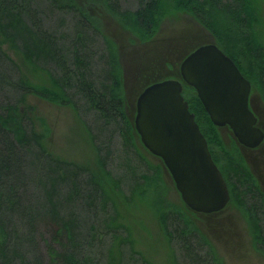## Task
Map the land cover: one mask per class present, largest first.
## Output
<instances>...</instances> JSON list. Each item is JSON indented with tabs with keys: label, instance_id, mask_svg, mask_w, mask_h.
<instances>
[{
	"label": "trees",
	"instance_id": "obj_1",
	"mask_svg": "<svg viewBox=\"0 0 264 264\" xmlns=\"http://www.w3.org/2000/svg\"><path fill=\"white\" fill-rule=\"evenodd\" d=\"M89 1L105 7L144 40L156 35L165 18L188 13L215 35L216 45L242 71L239 60L252 61L254 71L264 83V46L256 30L260 18L255 0H132L134 10L122 7L128 0ZM89 1L42 0L41 5L39 0H0V264H83L78 244L86 238L80 228L84 232L81 226H88V220L94 219H101L102 229L113 234L110 264H121L119 247L130 244L129 230L118 223L116 203L106 188L108 181L111 192L128 200L121 187L124 181L106 169L110 151L105 159H99L101 176L69 162L55 166L57 161L44 148L31 112L23 110L27 97L71 107L78 116L94 115L101 123L97 132L88 122L83 123L97 153L102 149L99 138L109 128L119 134L124 150L117 157L118 163L125 173L124 179L131 183L132 195L143 196L159 183L156 168L148 166L151 175L137 174L146 161L138 149L139 135L125 112L120 94L118 53L90 16ZM50 15L61 17L54 29L47 26ZM6 48L44 73L48 85L29 81ZM242 52L249 58H242ZM183 95L227 182L231 202L245 212L256 246L264 255V194L241 159L223 149L218 128L196 91L184 85ZM221 152L226 153L228 173L219 164L217 153ZM37 187L39 193L33 194ZM73 205L82 207L86 220L80 223ZM47 213L57 218L50 220V231L44 234L36 222L49 217L44 215ZM159 221L172 252V264H180L178 255H183V264H221L212 246L181 211L164 210ZM42 243L48 250L47 256L42 252ZM141 261L150 264L142 256Z\"/></svg>",
	"mask_w": 264,
	"mask_h": 264
},
{
	"label": "rangeland",
	"instance_id": "obj_2",
	"mask_svg": "<svg viewBox=\"0 0 264 264\" xmlns=\"http://www.w3.org/2000/svg\"><path fill=\"white\" fill-rule=\"evenodd\" d=\"M39 1L42 2V0ZM128 1L122 7L130 10L136 9L135 3L132 0ZM255 2L260 18L256 30L259 40L264 46V0H255ZM86 3L88 4V2ZM87 7L90 9V16L95 19L99 28L112 41L117 50L120 62V94L124 99L125 112L132 122L136 117L137 100L150 84L169 79L181 80L182 62L199 47L218 43L215 35L188 13L179 12L165 18L156 35L152 39L144 40L131 32L119 17L111 14L99 3L89 1ZM60 18V15H50L47 18V26L54 29L56 24H60ZM6 51L9 57L19 65L23 75L29 81L33 84L48 85L49 79L44 73L37 71L21 55L8 48ZM242 55V58H249L244 52ZM239 62L243 70L254 81L260 80L258 72L254 71L252 61L241 59ZM258 93L261 95L262 104L260 103L261 106L255 104V109L260 118V126L264 129V92ZM23 110L31 112L29 114L33 123L35 122L36 131L43 137L44 148L53 156L54 160L59 162H54L57 167H61L62 163L69 162L101 176L99 159H105L106 152L110 151L111 156L109 159L107 158L106 169L116 179L124 181L121 187L128 197V200H125L122 195L111 192L110 184L108 181L106 182L108 184L106 188L110 190L117 206L118 223L125 226L130 234V244L119 247L117 255L121 264H146L141 261V256L150 264H172V252L159 221L160 214L169 209L181 211L184 214L186 221L196 228L212 246L221 264H264V255L256 246L253 231L243 209L237 203L231 202L223 212L215 215H201L190 211L184 204L163 161L145 149L141 144L140 136L137 142L138 149L146 162L145 164L142 162V168L138 170L137 174L151 175L152 171L149 170V167L152 170L156 168L159 173L158 185L143 196L137 193L131 194L129 189L131 183L124 179L125 173L119 167L117 157L124 150L123 140L119 134H114L112 128H109L99 138L100 143L98 144L99 148H102L101 153L96 152L83 123L88 122L97 132L101 123L96 120L94 115L82 114L78 116L71 107H63L53 101L35 96L27 97ZM110 134H112L111 138ZM217 134L225 152L232 154L233 158L241 159L264 194V144L257 151H247L243 148L239 149L234 144L232 139L234 136L229 129L218 128ZM226 153L221 152L222 156L217 153V158L222 169L228 173L230 168L224 159ZM34 192L33 194L39 193V187ZM56 199H60L59 195ZM72 207L77 208L75 205ZM80 208L82 207L79 205L73 211H77L81 223L87 217L82 214ZM52 214L58 216L56 213L52 212ZM52 214H44L49 217L40 218L36 222L40 232L49 233L50 220L57 218L50 217ZM171 215L173 217V213ZM100 222L101 219H94L93 221L88 220V226L80 225L85 228L84 232L80 228V232L86 238L84 241L81 239V243L78 244L83 264H110L109 252L112 250L113 234L106 233L105 229L100 226ZM92 237H94V241L91 240ZM47 251L42 243V252L45 256H47ZM178 257L179 263L183 264V255H178Z\"/></svg>",
	"mask_w": 264,
	"mask_h": 264
},
{
	"label": "water",
	"instance_id": "obj_3",
	"mask_svg": "<svg viewBox=\"0 0 264 264\" xmlns=\"http://www.w3.org/2000/svg\"><path fill=\"white\" fill-rule=\"evenodd\" d=\"M181 80L148 86L136 105L135 128L145 149L160 158L186 207L203 215L224 211L231 195L183 92L193 88L211 122L229 127L248 149L264 143V131L249 108L250 83L216 43L203 45L181 64Z\"/></svg>",
	"mask_w": 264,
	"mask_h": 264
},
{
	"label": "flooded vegetation",
	"instance_id": "obj_4",
	"mask_svg": "<svg viewBox=\"0 0 264 264\" xmlns=\"http://www.w3.org/2000/svg\"><path fill=\"white\" fill-rule=\"evenodd\" d=\"M208 45V44H207ZM236 64V62H234ZM236 66L238 67V69L240 70V72L242 73L243 77L250 83L251 85V92H250V97H249V108L250 110L254 113V115L256 116V118L258 119V124L257 126L259 128H261L263 131L264 129L260 126V118L258 116V114L256 113V109H255V104L258 105V106H261L262 104V100H261V95H259L258 92H264V83H262L261 80L259 81H254L252 77H250L245 71H242L239 66L236 64ZM181 76V74H180ZM259 90V91H258ZM259 101V102H258ZM261 103V104H260ZM229 129V131H231V129L229 127H224V128H219V129ZM232 132V131H231ZM233 134V132H232ZM234 136V134H233ZM233 139V142L235 145H237V147L240 149V148H243L247 151H257L259 148L257 149H248V148H245L244 146H242L238 141L237 139L235 138V136L232 138ZM160 159V158H159ZM217 165V164H216ZM219 168V167H218ZM223 175V174H222ZM224 177V176H223ZM227 183V182H226ZM223 212V211H222ZM203 215V214H201Z\"/></svg>",
	"mask_w": 264,
	"mask_h": 264
},
{
	"label": "bare ground",
	"instance_id": "obj_5",
	"mask_svg": "<svg viewBox=\"0 0 264 264\" xmlns=\"http://www.w3.org/2000/svg\"><path fill=\"white\" fill-rule=\"evenodd\" d=\"M222 51V50H221ZM223 52V51H222ZM224 53V52H223Z\"/></svg>",
	"mask_w": 264,
	"mask_h": 264
}]
</instances>
